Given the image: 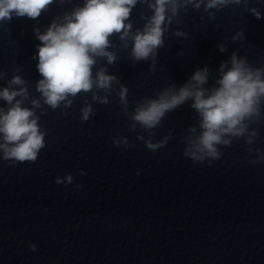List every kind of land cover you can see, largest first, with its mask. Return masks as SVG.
Instances as JSON below:
<instances>
[{
    "label": "clouds",
    "instance_id": "obj_1",
    "mask_svg": "<svg viewBox=\"0 0 264 264\" xmlns=\"http://www.w3.org/2000/svg\"><path fill=\"white\" fill-rule=\"evenodd\" d=\"M55 2L63 4L65 0H0V24L10 23L14 17L37 20ZM249 3L250 0H83L82 4L55 16L43 31L34 28L35 38L40 42L32 57L38 60L36 69L41 79L36 82L35 90L39 96L30 95L28 82L19 74V67L6 86L0 88V100L6 102V106L0 107V160L12 167L35 163L41 150L47 147V129L39 123L41 116L49 109H60L61 115H67L76 97L84 94L80 120L87 122L96 114L93 103L108 105L109 96L115 93L123 115L130 121L128 129L146 132L147 137L138 134L136 139L153 153L174 139L173 131L169 130L161 140L154 141V129L168 113L191 101L196 124L189 125L181 137L184 157L194 163L207 161L211 165L221 159V147H231L233 140L243 138L249 146L248 154L255 153L248 162H264V152L251 147L259 136L258 129L252 125L264 120V66L254 67L247 57L234 51L220 63L216 77H212L207 66L197 68L179 88L172 82L157 90L154 97L145 96L134 102L128 99V87L119 77L109 74L107 67L120 59L111 39L114 36L128 51L133 64L150 60L148 71L151 73L155 72L158 51L165 46L170 26L174 21L181 23V11L187 13L189 7L203 8L208 18L214 20L215 11L243 5L247 12L261 19V11L249 7ZM137 4L146 5L152 14L141 12L139 18L144 24L134 30L131 15ZM244 33V29L237 31L232 41H244ZM173 35L187 38L182 30H176ZM217 47L220 52L226 51L224 43ZM177 55L184 53L180 51ZM6 75L0 71V80ZM210 78L214 83L205 87ZM89 93L91 102L87 98ZM130 103L134 105L131 110ZM112 143L121 149L135 147L124 135L112 137ZM80 175L87 172L81 170ZM73 180L72 174H66L63 178L56 177L55 183L67 186ZM81 187L74 184L73 191ZM29 249L36 251L37 245L30 244Z\"/></svg>",
    "mask_w": 264,
    "mask_h": 264
}]
</instances>
